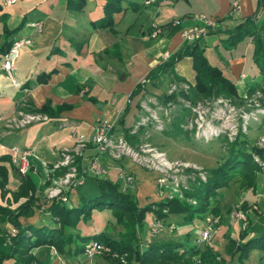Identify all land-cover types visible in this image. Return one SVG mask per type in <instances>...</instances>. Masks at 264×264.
Instances as JSON below:
<instances>
[{"label":"crops","instance_id":"0c3cea01","mask_svg":"<svg viewBox=\"0 0 264 264\" xmlns=\"http://www.w3.org/2000/svg\"><path fill=\"white\" fill-rule=\"evenodd\" d=\"M145 1L123 0L124 10L115 15L113 30H93L91 22L102 17L105 0H87L81 12L67 10L66 0H16L12 5L6 4V0H0V45L3 42L4 24L9 30H14L24 23L13 35V39L30 38L32 42L21 51L15 66L14 75L21 83V89L12 88L0 74V120L15 118L19 112L31 114L46 102H50L53 109L63 105L69 107L56 118L48 117L46 122L16 131H7L0 124V158L7 155L10 158V161L4 163L8 170V192L4 197L6 202L20 185L17 166L11 161V148H18L19 142L24 143L25 149L22 151H28L32 158L28 174L36 191H42L46 183L47 167L59 160L60 149L73 145L71 134L74 131L89 136L95 121L103 116H113L114 111L113 119L108 120L115 123L119 134V129L125 130L133 125L142 91L160 95L161 90H165V82L156 91L151 85L153 82L147 81L145 85H149L145 89L131 96L138 84L145 83L152 70L170 59L184 45L185 31L182 26L192 28L200 25L194 19L197 15L215 20V27L209 30L212 32L202 37L200 44L205 48L209 64L220 69L223 76L235 85L238 96H248L251 86L260 83L259 71L251 59L252 43L249 38L231 51L224 50L218 44L220 39L226 38L225 31L233 29L257 11V23H264V0H160L148 5ZM234 2L238 3L239 8L231 14ZM31 22H41L42 30L36 32L29 28L27 25ZM174 22H179V25ZM154 27L159 28L156 37L151 36ZM174 71L184 82L194 84L191 58L179 61ZM46 75L49 76L43 83ZM127 109L124 122L118 123ZM91 151H88L89 155L93 154ZM82 187H86V190L77 193L78 187L71 194V202H76L73 206L79 203L81 196L90 197L91 190L96 192L95 184L90 179ZM259 193L256 191L258 197L253 199H250L248 192L244 196L245 201L249 200L248 204L257 206L255 211L253 207L250 215H247L248 227L244 230L247 236L244 240L241 237V222H234L233 225L231 222H218L209 228V242L200 241L201 232L196 233L198 241L207 247L210 242L219 244L221 249L227 251L229 239L244 243L254 238L259 232L256 225L261 218L257 215L264 210V196L261 197ZM19 203L13 204L14 209ZM35 216L37 214L21 218L20 222L24 227L46 225L45 222H36ZM156 220L148 227L145 224L147 233ZM161 223L164 227V222ZM191 225L193 222H173L171 229L175 231L172 230L171 235L151 243L172 242V235L176 231L180 232ZM205 225L204 230L207 229L206 222ZM95 229L90 228L94 230L91 232L83 228L81 222L78 225V231L83 236L97 234ZM113 230L99 232L111 236L110 233H116V229ZM186 235L188 242L178 244L188 246L189 240L196 239L190 232ZM53 249L41 246L32 249L31 253L39 262L46 264H107L104 259L89 261L83 254L63 256L54 249L56 256ZM259 264H263L260 258Z\"/></svg>","mask_w":264,"mask_h":264},{"label":"trees","instance_id":"16d2710c","mask_svg":"<svg viewBox=\"0 0 264 264\" xmlns=\"http://www.w3.org/2000/svg\"><path fill=\"white\" fill-rule=\"evenodd\" d=\"M87 0H66V8L69 11L81 12ZM124 10L123 0H105L102 7V17L91 22L93 30H113L115 25V15ZM255 12L251 17L245 18L236 27L224 32L226 38L219 40V46L226 51L234 50L246 39L252 43V62L259 71L260 83L253 84L249 95L264 86V23H257ZM24 26V23L14 29L9 30L3 26V42L0 45V62L2 57L9 52L13 42V35ZM212 31H209L210 33ZM184 58H191L192 69L195 73L194 84L186 91H180L182 97L190 101L202 98L222 96L227 99L240 100L235 85L230 82L222 71L209 64L205 57V48L200 44V39L193 42H185L184 45L166 62L152 70L147 81L155 82L163 76H172L184 82L175 74V65ZM49 76V75H48ZM43 77V83L46 78ZM163 79V78H162ZM39 79L38 81H41ZM144 84H138L131 96L137 95ZM173 96H164L163 101L171 100ZM69 109L68 106H58L51 108L50 102H46L40 109L33 113L42 114L50 118H56L61 112ZM118 123L124 122V116ZM175 125V124H174ZM126 131V130H125ZM127 132V131H126ZM125 137L129 138L128 133ZM245 135L239 133L234 141L228 143L229 156L219 167L209 171L207 181L199 180L191 184L189 191L184 192L186 200L177 198L165 199L154 205V208H140L137 205L134 194L121 192L117 182L109 179H90L95 184L94 196L89 198L81 196L79 203L71 206V194L68 203L53 201L45 207V211L52 217L53 226L24 227L20 219L29 218L41 212L40 204L37 203L38 196L34 183L29 174L21 177L18 190L12 194L14 202H20L15 209L9 205H0V232L4 231L10 235L6 240L0 236V264H46L39 262L31 253V250L41 246L53 247L60 255L83 254L84 244L89 241H96L108 247L119 258L126 260L125 264H196V258L201 264H224V260L217 261L219 257L209 247H198V245L187 247L173 242L149 243L140 249L139 233L145 227V219L148 212H153L157 219L167 216V214L182 216V222H193L195 218H201L210 211L213 214H220L219 203L221 194L219 190L228 186L230 181L240 182V188L255 190V178L260 171L252 157V153L258 150L246 149ZM10 161L9 156L0 158V196L4 198L7 194L8 170L4 165ZM188 199L194 201L193 204L187 202ZM70 204V205H69ZM212 205V206H211ZM109 210L115 220V225L121 228L112 236L104 232L91 236H83L78 231L80 221L87 223L92 218L93 212ZM163 210L167 213L164 214ZM12 231L15 232L11 236ZM31 235V238H29ZM247 236V232H242V239ZM228 250L232 255L238 254L240 262L247 260L249 253L258 250L263 253L260 260L264 264V227L258 234L244 243L235 244L230 240ZM116 264H123L115 260Z\"/></svg>","mask_w":264,"mask_h":264},{"label":"rangeland","instance_id":"374dc122","mask_svg":"<svg viewBox=\"0 0 264 264\" xmlns=\"http://www.w3.org/2000/svg\"><path fill=\"white\" fill-rule=\"evenodd\" d=\"M181 25L183 24L181 23ZM182 27L185 32H187L191 28L184 26ZM162 78L156 80L151 85H153L157 91V88L161 87V84L165 82V90H161L160 95H155L145 90V93L142 95V97L138 98V110L133 125L130 128L125 129L127 132L125 130L119 129L118 133L121 134V136L125 139L133 152L139 151L140 154L144 153L146 154V157L148 159L152 157V155H157V153L163 154V157L160 159L168 161L173 166L172 171L164 174L167 171L162 168L156 167L155 164L152 169H147L138 163L132 162L129 157H122L120 160L114 161L108 156H105V165L109 168V170L104 179H109L111 181L117 182L119 188L122 189V185L117 178L118 171L116 169L121 168L124 172L130 174L133 177V185L130 190L128 188V192L124 193L134 194L137 205L140 208H154L155 210H157L154 205L160 203L165 199L177 198L178 200H186L184 192L190 190L191 184L197 182L198 180L205 183L208 179L209 171L219 167L228 158V143L232 142L230 140H233V134L237 130H241L245 135L246 138H243L242 140L246 141V149L248 151L250 150V148H254L260 152L252 153L254 162L258 166L264 165V145L259 146L260 138L264 137V89L260 90L262 96H260L259 98L257 97V101L251 98L253 95L251 94L246 96L244 100L229 99L232 104L226 102L225 100H222L225 105H221V103L217 104L211 102L213 100L215 101L219 98H223L222 96H218L216 98H202L192 102L182 97L180 93V91L182 90L186 91L182 88L183 85H187L189 89L190 86H192L191 83L182 81L180 82L170 75L167 77L163 76ZM143 84L144 85L142 89H145L149 85V83L148 85H145L147 84L146 82ZM170 95L173 96V99L163 101L164 96L167 97ZM150 97H155V99L161 100L163 103L164 111L158 114L160 115V119L162 120L160 123V127H158V125L153 122H147V124L145 125H142L143 123L140 122L141 119L145 117V112L141 105H143ZM250 102L252 106H255V104H259V108L261 111H258V113L253 110L248 111L246 108H249L248 104ZM197 103H200L199 110H197L198 108H195L194 112H192V106ZM244 105H246V107H243ZM232 107H234V111L230 109ZM201 110L205 111V121L207 123H210L211 125L209 127V130L211 132L206 137L203 135L197 136L195 121L198 118V111ZM112 115L114 116V111ZM113 116H103L102 119H113ZM120 125L121 124H119V126ZM126 133H128L129 138L132 139H128L127 137H125ZM18 148L20 150V155H22V150L25 149L24 143L19 142ZM148 149H150L149 152L147 151ZM89 150L90 148L85 151V154L89 155ZM31 160L32 158L28 157L29 163ZM77 162H80V160H78ZM148 163H151V161H148ZM181 164H188L190 167H183ZM76 165L77 169L79 170L80 165L78 163H76ZM29 171L30 166L28 172ZM28 172L25 175H21L18 173L20 176V182L21 177H25ZM163 176L167 177V181L163 184L164 187L160 188V185L157 181L159 178H163ZM255 182L256 191H260L261 193H259V195L263 197L264 166L260 167V171L256 175ZM48 184L49 183H45L42 190L45 187H48ZM240 185V182L233 180L229 182L228 186L220 189L219 193L221 194L222 198L219 203L220 214H213L208 211L200 219L195 218L191 227H186L180 232L176 231L175 234L172 235V242L176 244L188 242L186 234L190 232V234L193 235L194 238L196 237L197 243H195L196 239L189 240V245L187 247L202 245V243L198 241V236H196V233L200 234V232H202L206 228L205 222L207 220L219 218V222H231V225H233L234 222H240L233 217L234 211L242 212L246 215H250L249 213L253 207V210L255 211L257 209V206H255L254 204H248L249 200L245 201L244 196L248 192L250 193V199H253V197L255 196L258 197V194H255L256 191L252 192V189H242L240 188ZM166 189L169 191H167ZM81 190L85 191L86 187H80L79 189H77V193H81ZM160 190H163L164 197L159 194ZM166 192H168V194H166ZM37 196V203L45 205L46 201L43 192H37ZM93 196L94 190H91L89 198ZM1 199L2 200L0 202L3 205H9L12 210L15 207V205L13 204L19 203L14 202L12 196L11 199H9V201L7 202L4 198ZM187 202L191 204L194 203L192 199H188ZM73 204H76V202H71V206H73ZM39 208L41 212L37 213V216H35L36 222H45L46 227L44 230H47V226L52 227L54 225V221L52 220L50 214L44 210L45 208ZM163 213L166 214L167 211L163 210ZM253 215L255 216L257 215V213ZM258 216H261V218L258 220L256 227H258V230L260 232L264 227V210H261L257 217ZM250 218L252 219V217H249V219ZM155 219H157V216L153 214V212H148L145 219L146 226L148 227L152 222H155ZM80 222L82 223L83 228H87L89 230L90 228L95 229V227H97V230L95 229L97 234L100 233L99 231L104 230L107 232H110L113 229H116V232L121 231V228L115 225V220L109 210H102L99 213L93 212L92 218L89 222ZM158 222L160 223L158 224ZM161 222H164V227L162 225L163 223ZM173 222H182V216L167 214V216L157 219L155 223L157 224L156 233H152L151 229L147 233V231L145 230L146 228L144 227L143 230L139 233L138 241L140 243V249L153 241L162 240V238H165L167 235H171L172 230L173 232L175 231L174 229H171V225H173ZM226 226H228V224H226ZM90 231L94 232V230ZM110 234L112 236V233ZM0 236H3L6 240L10 239V235L4 231L0 232ZM29 238H31V235H29ZM230 240H234L235 244L238 245V242H236L234 238L229 239V241ZM228 243L229 247L227 248V251L230 248V242ZM208 245L211 250H218L220 252V255L218 254L219 252H215L219 256L217 257V261L221 262V259H223L224 264H259L261 252L258 250L251 251L247 260L240 262V260L238 259V254L232 255L231 253L224 251L223 249H221L219 244L214 245L210 242L208 243ZM204 246L205 245L203 244L200 248ZM92 259L93 261L97 259H104L107 264H116L115 260H118L123 264H125L126 262L124 258H119L112 251L104 252L103 255L94 257ZM87 260L91 261L90 259ZM195 260L196 264H201L197 258Z\"/></svg>","mask_w":264,"mask_h":264},{"label":"built area","instance_id":"2783aa9c","mask_svg":"<svg viewBox=\"0 0 264 264\" xmlns=\"http://www.w3.org/2000/svg\"><path fill=\"white\" fill-rule=\"evenodd\" d=\"M16 0H6V4L12 5ZM160 0H146L145 4L156 3ZM238 3L234 2L231 5L230 13L236 12L238 9ZM196 21L200 22V25L193 26L187 32L183 33V38L185 42H193L195 40H199L204 37L210 29H213L216 25V22L212 18H207L204 15H197L194 18ZM175 25H179V22H174ZM29 28L35 30L36 32H40L43 28L41 22H31L27 25ZM159 33V28L154 27L153 32L151 33L152 37H156ZM30 38H22L15 40L9 52L2 57L0 62V74L4 79L10 84L12 88L15 90L21 89V83L16 80L14 71L17 60L20 56V53L23 49L27 48L31 45ZM185 90H188L187 85H183L182 87ZM174 89V88H173ZM264 89V86H262ZM145 92L142 91L140 93V98ZM262 96L260 90H257L253 93L252 99L257 101V97ZM245 97L241 98L244 100ZM0 99H1V91H0ZM222 100L231 103L229 99L219 98L217 100H213V103H221V105H225ZM212 103V104H213ZM244 103V102H243ZM200 103L192 106V112H194L195 108H198ZM210 105V104H208ZM249 108H246L248 111L253 110L258 113L261 111L259 108V104H255L252 106L251 102L248 104ZM145 112V117L141 119L142 125L147 124V122H153L160 127L161 119L160 113L164 111L163 103L161 100L155 99V97H150L146 102L141 105ZM243 107H246L244 105ZM163 109V110H162ZM234 111V107L230 108ZM264 110V109H263ZM254 112V113H255ZM143 113V112H142ZM206 113L204 110L198 111V118L195 121L197 136H207L211 131L209 127L210 123L205 121ZM215 118V116H214ZM49 118L45 115L40 114H26L24 112H19L15 118L0 120V124L2 123L3 127L7 131H16L22 128L31 126L33 124H37L39 122H46ZM242 133L241 130H237L233 136V140L238 136L239 133ZM71 140L73 145L70 148H62L59 151L60 158L51 166L47 167L45 173V181L48 184V187H45L42 192L45 197V205L40 204L42 209H44L49 203L53 201H59L61 203H68L69 195L78 187L83 186L88 179H104L108 173L109 168L105 165V156L113 159L114 161L120 160L122 157H129L132 162L138 163L141 166L152 169L155 166L158 168H162L166 170L164 174L172 171V165L162 158L163 154L157 153V155H152L149 159L146 157V154H140L139 151L133 152L125 139L121 136V134H117L115 123L110 122L108 119L99 118L93 124L91 133L89 136H84L78 134L74 131L71 134ZM230 140V141H233ZM264 145V137L260 138L259 146ZM93 151L92 155L85 154V151L88 150ZM150 149L147 151L149 152ZM10 152L13 154L11 158L12 164L17 166V171L21 175H25L29 169V161L28 157L30 153L28 151H22V155L20 154V150L18 148H11ZM146 152V151H144ZM80 160V162H77ZM151 161V163H148ZM78 163L80 165V169H77ZM183 167H190L188 164H181ZM264 166V165H261ZM176 169V168H174ZM118 171L117 178L122 185V192H128V188H132L133 185V177L124 172L121 168L116 169ZM161 172V171H160ZM162 173V172H161ZM163 174V173H162ZM167 177L159 178L158 184L160 188H163V184L167 181ZM178 187V186H177ZM167 190V189H166ZM175 190V189H174ZM165 191V190H164ZM169 191V190H167ZM160 195L163 196V190H160ZM168 194V192H166ZM233 217L241 222L242 230L244 231L248 227V218L247 215L242 212H233ZM219 222V218H213L212 220H207V229L203 230L200 235L201 242H209L211 240L210 230L209 228L217 225ZM157 224H153L151 226V232L156 233ZM15 234L12 231L11 235ZM110 249L103 244H100L96 241H89L84 244L83 255L87 259H92L94 257H98L103 255L104 252H109ZM54 254L56 255V251L53 249Z\"/></svg>","mask_w":264,"mask_h":264}]
</instances>
